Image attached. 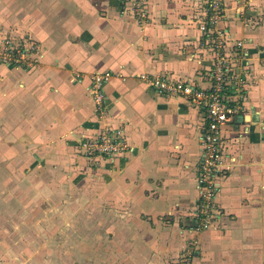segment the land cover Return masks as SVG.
<instances>
[{
    "label": "crops",
    "instance_id": "1",
    "mask_svg": "<svg viewBox=\"0 0 264 264\" xmlns=\"http://www.w3.org/2000/svg\"><path fill=\"white\" fill-rule=\"evenodd\" d=\"M203 1L147 0L140 22L124 0H0V41L41 52L31 67L0 62V264H170L190 243L192 264H264V0H222L245 109L221 127L229 166L207 228L192 229L204 113L140 77L210 86ZM104 70L99 116L89 84ZM104 124L129 149L84 156L80 140Z\"/></svg>",
    "mask_w": 264,
    "mask_h": 264
},
{
    "label": "built area",
    "instance_id": "2",
    "mask_svg": "<svg viewBox=\"0 0 264 264\" xmlns=\"http://www.w3.org/2000/svg\"><path fill=\"white\" fill-rule=\"evenodd\" d=\"M121 12L129 13L136 20L147 18V0H124ZM224 16L222 0H204L197 16L198 28L201 32L199 42L203 57L208 50L212 54L209 67L211 84L208 88H200L189 82L176 81L170 77H147L141 74L157 92L162 94H180L204 113V129L200 136L201 156L196 167L199 197L196 204L195 221L192 229L199 231L212 225L218 217L216 200L217 177L228 166L223 159L224 147L221 127L233 117L242 114L245 105L244 77L231 67L229 54L224 53L219 22ZM241 45V42H236ZM234 54H232L233 56ZM41 52L37 43L15 42L6 37L0 41V62L6 65L31 67L39 61ZM109 70L96 71L90 77L89 93L94 100L99 116L105 114L104 84L110 79ZM129 143L121 126L104 124L93 137L80 140L78 149L86 157H117L129 149ZM232 160V158H229ZM190 245V246H189ZM170 264H192L194 249L190 243Z\"/></svg>",
    "mask_w": 264,
    "mask_h": 264
},
{
    "label": "rangeland",
    "instance_id": "3",
    "mask_svg": "<svg viewBox=\"0 0 264 264\" xmlns=\"http://www.w3.org/2000/svg\"><path fill=\"white\" fill-rule=\"evenodd\" d=\"M5 241V239H3V242ZM7 241H9V240H7ZM2 260V258H0V261Z\"/></svg>",
    "mask_w": 264,
    "mask_h": 264
}]
</instances>
